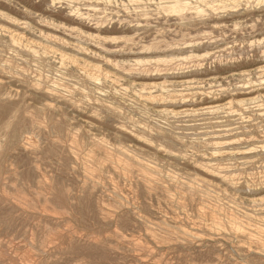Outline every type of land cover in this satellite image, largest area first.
Here are the masks:
<instances>
[{
	"label": "rangeland",
	"instance_id": "1",
	"mask_svg": "<svg viewBox=\"0 0 264 264\" xmlns=\"http://www.w3.org/2000/svg\"><path fill=\"white\" fill-rule=\"evenodd\" d=\"M51 1L0 0V28L23 35L16 48L0 30V264H260L234 224L264 226L249 203L264 197V102L181 111L264 94V0ZM75 65L119 82L99 98ZM144 83L166 101L145 106ZM185 90L200 93L178 101Z\"/></svg>",
	"mask_w": 264,
	"mask_h": 264
},
{
	"label": "bare ground",
	"instance_id": "2",
	"mask_svg": "<svg viewBox=\"0 0 264 264\" xmlns=\"http://www.w3.org/2000/svg\"><path fill=\"white\" fill-rule=\"evenodd\" d=\"M227 1V0H226ZM235 1V0H234ZM242 1V0H241ZM250 1V0H249ZM263 1V0H262ZM25 2V1H24ZM23 2V3H24ZM53 2V0L51 1ZM64 2V0H63ZM240 2V1H239ZM261 3V1H259ZM258 2V3H259ZM106 3V2H105ZM168 3V2H167ZM234 3V2H233ZM12 4V3H11ZM30 4V3H29ZM228 4V3H227ZM241 4V3H240ZM264 4V3H263ZM50 5V4H49ZM218 5V3H217ZM222 5V4H221ZM236 5V4H234ZM238 5V4H237ZM256 5V4H255ZM219 6V5H218ZM62 7V6H61ZM186 7H188V3H185L183 1H178L176 2L173 6H172V10L173 11H183L186 9ZM249 7V6H248ZM1 8V6H0ZM25 8V7H24ZM29 8V7H28ZM242 8V7H241ZM75 9V8H74ZM214 9V8H213ZM257 9V8H256ZM46 10V9H45ZM255 10V9H254ZM7 11V10H6ZM79 13L78 9L74 10V12ZM135 11V10H134ZM6 13V12H5ZM11 13V11H10ZM45 13V12H44ZM7 14V13H6ZM241 14V13H240ZM235 15V14H234ZM5 16H9V15H5ZM229 16V15H228ZM239 16V15H238ZM1 17V16H0ZM12 17V16H11ZM19 17V16H18ZM21 17V16H20ZM224 17V16H223ZM2 18V17H1ZM10 18V17H9ZM8 18V19H9ZM7 19V20H8ZM18 18H16L13 22V24L16 25V27L18 28H22L20 24H23L22 22H20L21 20H17ZM58 19V18H57ZM24 20V19H23ZM1 21V19H0ZM4 21V20H3ZM13 21V20H12ZM39 22V21H38ZM5 24V23H4ZM7 24V23H6ZM31 25V24H30ZM38 25V24H37ZM41 27V26H40ZM5 28V27H3ZM3 28H0L1 31H4V32H7L8 36H9V39L11 41V43L13 44V46H15L16 48H20L21 47V43H22V33L19 32L18 29H14V30H11V31H7ZM32 29V28H31ZM24 30V29H23ZM37 30V29H36ZM108 30V29H107ZM134 30V29H133ZM39 31V30H38ZM41 32V30H40ZM29 33V32H28ZM1 34V33H0ZM27 34V33H26ZM117 34V33H116ZM132 34V33H131ZM261 34V33H260ZM107 35V34H106ZM113 35V34H111ZM29 36V35H28ZM37 36V35H36ZM55 37V36H54ZM106 37V36H105ZM108 37V36H107ZM35 38V36H34ZM37 38H40L37 36ZM56 39V38H55ZM113 39V38H112ZM248 39V38H247ZM6 40V39H5ZM33 40V39H32ZM65 40V39H64ZM258 40V39H257ZM55 41V40H54ZM6 42V41H5ZM25 42V41H24ZM30 42V41H29ZM56 42V41H55ZM59 42V41H58ZM35 43V42H34ZM33 43V44H34ZM72 43V42H71ZM258 43V42H257ZM25 45V43H24ZM44 45V44H43ZM71 45V44H70ZM76 45V44H74ZM80 45V44H78ZM34 46V45H32ZM37 46V45H36ZM39 46V44H38ZM47 46V45H46ZM60 46V45H59ZM25 47H27L31 52L35 53L34 50H32L31 46L29 47L28 45H25ZM52 47V46H51ZM74 47V46H73ZM76 47V46H75ZM83 47V46H82ZM82 47L81 48H77L80 49V51H85V50H82ZM52 49V48H51ZM57 49V48H56ZM88 49V48H87ZM51 51V50H50ZM49 51V52H50ZM69 51V50H68ZM90 51V50H89ZM93 51V50H92ZM15 52V51H14ZM52 52H53V49H52ZM74 52V51H73ZM76 52V51H75ZM74 52V53H75ZM78 52V51H77ZM87 52V51H86ZM69 54V53H68ZM25 56V55H24ZM63 56V55H62ZM67 56V55H66ZM73 56V55H72ZM102 56V55H101ZM20 57V56H19ZM55 57V56H54ZM70 57V56H69ZM83 57V56H82ZM104 57V56H103ZM132 57V56H131ZM36 58V57H35ZM46 60H50L52 59V54L51 55H47L45 56ZM65 58V57H64ZM78 58V57H77ZM105 58V57H104ZM76 59V58H75ZM74 59V60H75ZM79 62H80V59H78ZM77 60V61H78ZM85 60V59H84ZM83 61V60H81ZM93 61V60H92ZM153 61V60H152ZM81 63V62H80ZM92 63V62H91ZM34 64V63H33ZM58 64L60 65V67H65L66 62L65 60L63 59H60V62H58ZM96 65V64H95ZM115 65V64H114ZM92 66V65H91ZM100 66V64H99ZM256 66V65H255ZM8 67V66H7ZM77 65H75V69L83 76V78L90 84V86L92 87V90L97 92L98 93V97L101 98V97H104L108 94H110V92L108 91H104V89L101 87V84L104 83V82H109V81H113V80H117L119 82V78L116 77V75H99V74H96L90 70H83V68H76ZM90 67V66H89ZM264 67V66H263ZM48 68V67H47ZM56 68V67H55ZM73 68V67H71ZM107 68V67H106ZM105 68V69H106ZM116 68V67H115ZM184 68V67H183ZM250 68V67H249ZM57 69V68H56ZM191 69V68H190ZM263 69V68H262ZM74 70V69H73ZM255 70V69H254ZM250 71V70H249ZM259 71V70H258ZM16 72V71H15ZM61 72V71H60ZM112 72V71H110ZM231 72V71H230ZM247 72V71H246ZM246 72H242L241 75H246L248 73ZM255 72V71H254ZM56 73V72H55ZM251 73V72H250ZM260 73H263V72H260ZM58 74V73H57ZM65 74V73H64ZM112 74V73H111ZM255 74V73H254ZM262 75V74H261ZM118 76V75H117ZM63 77V75H62ZM65 77V76H64ZM120 77V76H119ZM207 77V76H206ZM250 77V76H249ZM125 78V77H124ZM214 79L216 78H212L210 79L211 81L208 82L207 85H210V88L209 89H213L215 86L213 85L214 82ZM125 80V79H124ZM70 81V80H69ZM77 81V80H76ZM226 81V80H225ZM264 81V76L258 80L259 83L263 82ZM179 83V82H178ZM181 83V82H180ZM195 83H199V82H196L195 80H186V81H183L181 84H186L189 88H192V86L195 84ZM109 84V83H108ZM136 84V83H135ZM140 84V83H139ZM196 84V85H197ZM200 84V83H199ZM218 84V83H217ZM221 84V82H220ZM258 84V83H257ZM138 85V84H137ZM195 85V87H196ZM203 85V84H201ZM249 84H246L245 86H243L244 88H246ZM252 84H250V87H251ZM55 86V85H54ZM111 86V85H110ZM117 86V84H116ZM140 86V85H139ZM178 86V85H177ZM176 86V88H177ZM205 86V85H204ZM234 86V85H233ZM133 87V85H132ZM141 93L137 96V98H141L143 99V104L145 106H148L151 102L152 103H161V102H165L166 100H163V98H165V94L164 93H168L170 92L169 89H167V87L165 86L164 83H147V84H142L141 85ZM171 87V86H169ZM206 87V86H205ZM208 87V86H207ZM139 88V87H138ZM222 88V87H221ZM24 89V88H23ZM59 89V88H58ZM57 89V87L55 88H52L49 92H48V97L50 100L52 101H59V99L61 100H65L67 101L68 103V99L65 98V96ZM181 89V88H180ZM186 89V87H185ZM193 89V88H192ZM220 89V88H218ZM168 90V91H167ZM194 90V89H193ZM196 90V89H195ZM204 90V89H203ZM251 90V89H250ZM253 90V89H252ZM114 92H111L112 96L113 97H118L119 95L123 96L122 94V91L120 89H117L115 88L113 90ZM121 91V92H120ZM132 91V90H131ZM140 91V90H139ZM186 91V90H185ZM200 91V90H199ZM199 91H192V90H187L186 92H183V91H178L176 92L177 94L175 95V97L178 99V101H184V99L186 97H189V96H196L198 95L200 92ZM214 91V90H213ZM108 92V93H107ZM125 92V91H124ZM156 92H160V94H156ZM246 92V91H245ZM83 98H87L89 96L88 93H86L85 91H79L78 92ZM127 93V92H125ZM227 93V92H226ZM234 93V92H233ZM131 96V95H130ZM211 96V95H210ZM124 97V96H123ZM127 97V96H126ZM120 98V97H119ZM125 98V97H124ZM134 98V97H133ZM136 98V99H137ZM230 98V97H229ZM84 99V100H85ZM126 99V98H125ZM129 100H131L129 98ZM134 100V99H132ZM139 100V99H138ZM122 101V100H121ZM135 101V100H134ZM142 101V100H141ZM187 101V100H186ZM107 102V101H106ZM110 102V101H109ZM125 102V101H124ZM127 102V101H126ZM139 102V101H138ZM260 102H264V94L259 96V97H254V98H248V99H239V100H236V102H233V101H228L227 103L225 104H220V105H209V106H203L201 108H198V109H183V111H181V113L183 114H186V115H197V114H201V115H209V117H211L212 115L214 117H217L219 119V115L220 114H228V115H232V116H238L240 114H238V112L236 110H234V105H237L241 108L245 107L246 105L248 104H251V103H256V105H258V107L260 108V111H262L261 109V105H259ZM129 103V102H128ZM140 103V102H139ZM183 103V102H182ZM218 103V102H217ZM85 104H87V102H85ZM127 104V103H126ZM169 105V104H168ZM255 105V104H254ZM253 105V106H254ZM132 106V105H131ZM130 106V107H131ZM140 106V105H139ZM144 106V107H145ZM159 106V105H158ZM250 106V105H249ZM47 107L48 108H52L53 107V104L52 103H48L47 104ZM135 107V106H134ZM167 107V106H166ZM190 107V106H189ZM147 108V107H146ZM145 108V109H146ZM150 108V107H149ZM107 109L109 111H112L110 110L109 107H107ZM132 109V108H130ZM136 109V108H135ZM134 109V110H135ZM155 110V108H153ZM140 110V109H139ZM150 110V109H149ZM174 110V109H173ZM173 110H170V109H167L164 108L163 109H160L158 110V113L160 115H165V116H168V115H172L174 116L176 113L175 111ZM177 110V109H176ZM246 110V109H245ZM179 111V110H177ZM141 112V111H140ZM143 112V111H142ZM179 113V112H178ZM246 113V112H245ZM258 113V112H256ZM146 114V113H145ZM148 114V113H147ZM259 114V113H258ZM78 115V114H77ZM211 115V116H210ZM222 115V116H223ZM247 115V114H246ZM180 116V115H179ZM244 116V115H243ZM258 116V115H257ZM157 117V116H155ZM154 117V118H155ZM160 117V116H159ZM175 117V116H174ZM185 117V116H184ZM203 117V116H201ZM200 117V118H201ZM205 117V116H204ZM207 117V116H206ZM166 118V117H165ZM192 118V117H191ZM171 119V118H170ZM216 119V118H215ZM159 119H157L156 121H158ZM184 120V118H183ZM195 120V119H194ZM212 120V119H211ZM246 120V119H245ZM248 120V119H247ZM87 121V120H86ZM91 121V120H90ZM180 121V119H179ZM215 121V120H214ZM242 121V120H241ZM254 121V120H253ZM209 122V121H208ZM172 123V122H171ZM179 123V122H178ZM199 123V122H198ZM236 123V122H235ZM256 123V122H255ZM154 124V123H153ZM177 124V123H176ZM184 124V123H183ZM185 124H188V123H185ZM191 124V123H190ZM194 124V123H193ZM223 124V123H222ZM228 124V123H227ZM248 124V123H247ZM156 125V124H155ZM234 125V124H233ZM208 126V125H207ZM216 126V125H215ZM193 127V126H192ZM61 128V125L59 124V130ZM164 129V128H163ZM203 129V128H202ZM262 129V128H261ZM89 130V129H88ZM209 130V129H208ZM194 131V130H193ZM201 131V130H200ZM264 131V130H263ZM185 132V131H184ZM189 132V131H188ZM191 135V134H190ZM213 135V134H212ZM187 136V135H186ZM191 137V136H190ZM194 137V136H193ZM243 137V136H242ZM211 138V137H210ZM228 138V137H227ZM234 138V137H233ZM182 139V138H181ZM141 140V139H140ZM214 140V139H213ZM36 141V140H35ZM146 141V140H145ZM193 141V140H192ZM194 141H196L194 139ZM200 141V140H199ZM203 141V140H202ZM171 142V141H170ZM259 144V142H256V144ZM261 145L258 146L259 149L261 150H264V143L260 142ZM149 144V143H148ZM173 144V143H172ZM232 143H229L227 141H219V142H216L215 143V147L214 149L216 151H219V152H222L225 153V154H228L229 156H235V155H242V154H247V153H251L253 151H255L256 148H250V147H247L245 149H239V151H226L225 149H230L229 148V145H231ZM195 145V144H194ZM247 145V144H246ZM252 145V144H251ZM179 146V145H178ZM244 146V145H243ZM138 147V146H136ZM236 147V146H235ZM239 147V146H238ZM233 148V147H232ZM242 148V147H241ZM212 150V149H211ZM214 150V151H215ZM225 150V152H224ZM210 151V150H209ZM213 152V151H212ZM217 153V152H216ZM264 153V152H263ZM172 155V154H171ZM256 155V154H255ZM207 156V155H206ZM253 156V155H252ZM257 156V155H256ZM175 157V156H174ZM246 157V156H245ZM244 157V158H245ZM258 157V156H257ZM84 158V157H83ZM181 158V157H180ZM227 158V157H226ZM236 158V157H235ZM249 158V157H248ZM255 158V157H254ZM247 159V158H246ZM252 159V158H251ZM167 160V159H166ZM170 160V159H169ZM182 160V158H181ZM219 160V159H218ZM249 160V159H248ZM224 161V160H223ZM173 162V161H172ZM212 162V161H210ZM176 163V162H175ZM178 163V162H177ZM252 163V162H251ZM179 164V163H178ZM261 164V163H260ZM259 165V164H258ZM186 167V166H184ZM187 168V167H186ZM258 168V167H257ZM256 168V169H257ZM260 169V168H259ZM243 170V169H242ZM246 170V169H245ZM255 170V169H254ZM237 172V170H235ZM241 171V170H239ZM233 172V171H231ZM251 172V171H250ZM259 172V171H258ZM227 173V172H226ZM235 174V173H234ZM237 174V173H236ZM168 179V178H167ZM206 179V178H205ZM219 181V180H218ZM235 183V182H234ZM251 184V183H250ZM260 188V187H259ZM238 189V188H237ZM248 190V189H247ZM237 191V190H236ZM239 191V189H238ZM260 191V190H259ZM244 192V191H243ZM248 192V191H247ZM262 194V193H261ZM175 195V194H174ZM245 195V194H244ZM251 195V193H250ZM254 196V195H253ZM249 197V203L251 204V206H253L254 210L258 212V214L260 215H264V197H254L253 198ZM247 197V196H246ZM184 209V208H183ZM232 209V208H231ZM243 209V208H242ZM131 210V209H130ZM248 210V209H247ZM230 219V218H229ZM264 221V219H263ZM257 223V222H256ZM234 228L236 231H241L240 233H236L237 236L239 237H248L250 239H252V244L249 245V247L247 248L248 249V252H253V254L258 258V261L260 264H263L264 263V226L262 225H253V224H250L248 227L244 228L241 230V226L239 224H234ZM50 229V228H49ZM196 233V232H195ZM211 239V238H210ZM238 240V239H237ZM236 253V252H235ZM243 260V259H242Z\"/></svg>",
	"mask_w": 264,
	"mask_h": 264
}]
</instances>
